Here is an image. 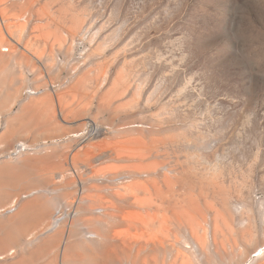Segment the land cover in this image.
<instances>
[{"label":"bare ground","instance_id":"obj_1","mask_svg":"<svg viewBox=\"0 0 264 264\" xmlns=\"http://www.w3.org/2000/svg\"><path fill=\"white\" fill-rule=\"evenodd\" d=\"M16 1L21 4H15ZM33 3L34 0H0V8L5 6L0 11V264H225L240 261L244 254H249L244 264H257L263 259L264 243L256 246L255 231L236 227L237 217L231 199L235 194L237 196V192L231 187V173L227 185L219 174L208 169H205V173L197 170V174H194V169L189 166H181L179 170L167 166V163L162 170H157L159 166L162 167L160 163H165L163 160L160 163L158 160H146L153 151L150 148H157H153L157 140L153 127L158 122L163 125L172 113L158 111L143 115L144 121L115 131L117 133L123 129L128 134L119 140L126 146L111 148L112 154L109 150V155L102 156L97 150V154L104 159L110 157L117 161L126 155L129 164L113 161L105 167L102 165L101 169L100 166L93 169L91 161L97 155L92 157L91 163L88 162L92 164L91 167L88 163L80 164L83 160L76 165L74 157L69 159L70 163L64 161L67 167L64 162L54 161L57 150H70L72 147L74 150L76 144L80 142L79 145H83V140L91 135L103 136V130L90 119L88 122L91 121L92 130L74 131L78 125L87 123L74 118L88 112L86 106L90 104L89 97L82 94L86 89L81 90L72 84L62 87L58 81L50 80L49 75L43 74L48 66H39L44 76H37L35 67L29 64L30 68L22 69V61L18 59H25L23 55L29 54L37 63L45 47L58 48L67 44H64L61 23L70 19L72 26L69 30L74 33L85 21L84 12L72 16L63 11L64 3L59 12H48L41 6L39 11L43 13L41 17L47 15L46 21L34 23L28 40L22 45L18 41L26 33L25 22L30 16L29 13H22L30 9ZM7 14L14 16L5 19ZM13 35L18 40L13 39ZM9 44L13 47H9ZM14 46L27 53L15 59L17 51ZM10 50L12 54H9ZM88 57L89 54L86 59ZM88 72L82 78L83 83L92 76L91 70ZM96 73V78L101 79V73ZM80 74L72 78V83L81 77ZM116 82L118 85L124 84L126 76L122 75ZM39 89L38 95L32 94V90ZM60 102L64 108L59 112ZM64 114L75 121L64 119ZM60 115L63 116L61 120ZM64 129H68V132L65 133ZM37 139L42 140L35 141ZM99 140L95 142L92 138L95 144ZM171 140L173 144L174 139ZM85 141L88 143V139ZM87 156L90 159L92 155L88 153ZM130 167H134V170ZM167 174L174 181H167ZM161 175L166 178L163 177V181H166L168 189L176 182L173 192L166 190L164 193L155 180L148 181L149 176H157L161 180ZM181 186L187 191H182ZM186 192L188 195L198 193L212 198L218 195L221 208H214L212 200L204 199L206 210L212 212V218L208 219L206 210L202 209L205 206L200 208L194 201L196 199L189 200L193 195L186 200L182 197V193ZM170 193L176 195L173 203L170 201L172 196L170 200L166 199V194ZM178 198H183V202ZM121 203L123 208L119 206ZM12 208L15 211L11 212ZM111 223L115 224L114 227ZM170 238L174 239L176 246L169 244ZM167 249L174 251V255L158 256L156 253H163ZM148 252L156 254L147 255Z\"/></svg>","mask_w":264,"mask_h":264},{"label":"rangeland","instance_id":"obj_2","mask_svg":"<svg viewBox=\"0 0 264 264\" xmlns=\"http://www.w3.org/2000/svg\"><path fill=\"white\" fill-rule=\"evenodd\" d=\"M56 1L60 3L56 4ZM56 1L34 0L32 7L22 13V15L29 13L30 16L25 22L26 33L18 41L20 44L26 43L34 23L46 21V14L45 18L41 17L43 14L39 11L41 6L48 12H59L64 3L63 11L72 16L84 12L85 21L74 33L69 30L72 26L70 19L61 23L64 44L65 42L67 44L58 48L48 46L42 49L43 55L39 56L37 62L39 65L29 54L26 55L30 58L23 55L25 59L18 61H22V69L27 70L30 65L35 67L37 76L47 74L50 80L61 83L66 79L64 77L70 70V63L73 62L59 65L58 56L68 55L74 61L80 50L78 48L77 51V40L85 36L89 57L85 59L84 69L89 70L83 69L80 72L81 77L71 84L77 85L81 90L86 89L82 94H88L90 104L86 106L87 110L85 109L88 112H82L74 117L75 120L87 122L78 125L74 131L86 129L88 125L91 128L92 123L88 121L92 119L103 130V136L91 135L85 139L91 144L83 140L81 141L83 145L80 146L79 142L74 150L73 147L70 150L67 148L57 150L58 154L56 153L55 157L57 159L54 158V161L70 163L69 159L74 157L76 165L82 160L80 164L87 165L93 160L92 157L97 155L98 157L95 156L96 158L91 161L96 165L90 164L93 169L99 168L98 166L101 169L102 165L105 167L113 161L129 164L126 155L117 161L110 157H106V160L100 157L112 154L111 148L114 150L126 146L119 140L128 134L123 129L117 133L115 131L144 121L143 115L158 111L172 113L165 119L163 125L162 122H158L153 127V134L157 140L154 147L150 141L149 145L157 148H150V151L153 150L150 156L153 157L147 155L146 160L148 162L158 160L159 163L163 160L165 163H160L162 167L157 166V170H162L167 163H169L167 166L179 170L189 166L194 169L192 171L194 174L198 171L205 173V169H208L219 174L227 185L233 176L231 187L235 188L237 196L235 194L232 197L231 203L237 217L236 227L253 229L256 234L254 239L256 246L264 243V0ZM18 2L20 1H16L15 4ZM3 7L5 6H2L0 11ZM8 16L13 17L14 14H7L4 16L5 19H9ZM13 39L18 40L15 35ZM14 47L17 48H14L17 51L15 59L22 53L25 54L26 51L22 52L18 46ZM11 51L9 54H12ZM27 59L30 60L26 62ZM39 66H48L47 72L41 74L44 71H41ZM88 71L92 76L83 83L82 78ZM96 72L101 73L99 76L101 79L96 78ZM122 75L126 76V82L118 85L116 80L121 79ZM63 106L61 102L58 104L59 112ZM62 118L60 115V120ZM74 118L69 115L64 117L68 120ZM81 122L83 121H78ZM65 130L67 133L68 129ZM171 135L175 137L172 138ZM92 138L95 142L100 140L95 144ZM171 139H174L173 144ZM38 140L42 139L35 141ZM97 150L100 151L98 153H101L100 155L97 154ZM81 152L85 154V159L82 158ZM88 153L89 156L92 155L90 159L86 157ZM78 156H81L80 161ZM66 163L64 162V166ZM130 169L134 170V167ZM230 173L231 177L228 176ZM167 176L168 174L165 175ZM197 176L200 177V174ZM156 177L149 176L148 181L155 180L158 186L164 189V193L166 190L173 192L176 188V182L173 183L175 186L172 184L171 189L167 188L166 181H163L164 175H161L162 181ZM170 179L174 181L167 177V181ZM181 187L182 191H187L184 186ZM183 194L185 200L193 195L189 200L196 199L194 201L200 208L205 206L203 210H206L204 201L207 199L212 200L215 206L213 203L211 206L214 208H221L218 195L212 198L198 193L188 195L186 192L185 198ZM174 196L176 195L166 194V199L173 203ZM183 198L178 199L183 202ZM119 206L123 208L122 203ZM206 215L208 219L212 218L211 211L206 210ZM239 241L241 243L240 238ZM168 242L174 244V239L170 238ZM24 247L25 244L22 248ZM151 253L148 252L147 255L156 253L158 256L174 255V251L168 249L161 252L162 255L160 252ZM242 256L236 263L225 264H244L249 254ZM257 264H264V258Z\"/></svg>","mask_w":264,"mask_h":264},{"label":"built area","instance_id":"obj_3","mask_svg":"<svg viewBox=\"0 0 264 264\" xmlns=\"http://www.w3.org/2000/svg\"><path fill=\"white\" fill-rule=\"evenodd\" d=\"M86 37L85 36H82L80 37L78 40H77V51H78V48H80L78 54H77V57L75 58V60L73 61L71 57H69L68 55H62V56H58V64L61 65L64 64V62H73V63H70V70L69 72H67V75L65 80L63 79L61 83H58L60 85H62V87L66 86V85H69L72 83L73 79L72 78H75L77 76V74H79L83 69H84V66H85V59L87 57V55L89 54V50H88V45H86ZM41 88V87H40ZM32 94L33 95H38L41 91V89L39 90H32ZM89 126V125H88ZM87 126V130H89L90 128ZM10 211H15L14 208L10 209ZM4 213V212H3Z\"/></svg>","mask_w":264,"mask_h":264}]
</instances>
